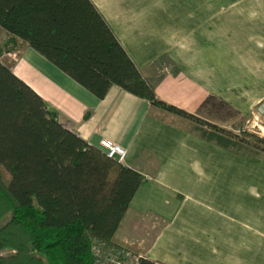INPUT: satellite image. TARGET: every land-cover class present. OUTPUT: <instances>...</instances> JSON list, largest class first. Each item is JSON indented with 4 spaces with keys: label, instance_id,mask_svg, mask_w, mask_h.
Segmentation results:
<instances>
[{
    "label": "crops",
    "instance_id": "1",
    "mask_svg": "<svg viewBox=\"0 0 264 264\" xmlns=\"http://www.w3.org/2000/svg\"><path fill=\"white\" fill-rule=\"evenodd\" d=\"M92 2L160 101L231 131L246 118L264 137V0ZM0 61L89 145L126 149L144 180L120 243L161 264H264V156L222 149L117 87L99 100L20 42Z\"/></svg>",
    "mask_w": 264,
    "mask_h": 264
},
{
    "label": "trees",
    "instance_id": "2",
    "mask_svg": "<svg viewBox=\"0 0 264 264\" xmlns=\"http://www.w3.org/2000/svg\"><path fill=\"white\" fill-rule=\"evenodd\" d=\"M0 55L20 42L99 100L117 87L186 120L203 139L244 158L264 137L231 131L160 101L92 0H0ZM144 178L62 125L0 61V264H94V241L116 238ZM140 264H161L142 258Z\"/></svg>",
    "mask_w": 264,
    "mask_h": 264
},
{
    "label": "built area",
    "instance_id": "3",
    "mask_svg": "<svg viewBox=\"0 0 264 264\" xmlns=\"http://www.w3.org/2000/svg\"><path fill=\"white\" fill-rule=\"evenodd\" d=\"M99 149L112 160L124 163L127 151L122 146L109 139L100 142ZM94 264H140L144 258L141 254H135L126 247L109 245L104 242L94 241L92 245Z\"/></svg>",
    "mask_w": 264,
    "mask_h": 264
},
{
    "label": "rangeland",
    "instance_id": "4",
    "mask_svg": "<svg viewBox=\"0 0 264 264\" xmlns=\"http://www.w3.org/2000/svg\"><path fill=\"white\" fill-rule=\"evenodd\" d=\"M170 120L173 122V123H175L176 125H178V126H180V127H184L183 126V124H181V123H179L178 121H176L175 119H173V118H170ZM169 120V121H170ZM254 122L257 124L258 123V121L257 120H254ZM247 126H248V123H247V121H246V118L245 119H243V118H241L240 116H238L237 118H236V123H234L233 125H232V127H234V130H249V128H250V130H252V132H259L260 133V131H258V128H257V125H253V122L252 121H250V126H248V129H247ZM255 126V127H254ZM7 222V220H4V221H2L1 223H0V225H3V224H5ZM141 254V253H140ZM142 255V254H141Z\"/></svg>",
    "mask_w": 264,
    "mask_h": 264
}]
</instances>
